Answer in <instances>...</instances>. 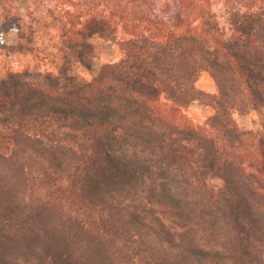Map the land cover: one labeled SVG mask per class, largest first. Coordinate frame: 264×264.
Wrapping results in <instances>:
<instances>
[{"label":"trees","instance_id":"obj_1","mask_svg":"<svg viewBox=\"0 0 264 264\" xmlns=\"http://www.w3.org/2000/svg\"><path fill=\"white\" fill-rule=\"evenodd\" d=\"M138 1L82 0L47 32L55 70L0 75V264H264V134L233 116L264 113V24L227 36L209 0L169 24ZM16 5L0 0V51L38 56ZM92 37L122 56L96 68ZM202 71L207 128L181 117Z\"/></svg>","mask_w":264,"mask_h":264},{"label":"rangeland","instance_id":"obj_2","mask_svg":"<svg viewBox=\"0 0 264 264\" xmlns=\"http://www.w3.org/2000/svg\"><path fill=\"white\" fill-rule=\"evenodd\" d=\"M140 1L143 5L141 7L138 6L139 9L143 10V8H145L144 13L146 14L148 13V9H150L151 13L154 15L161 16L162 14L164 17L161 18L166 22V24H169L172 20H174V17L169 19L168 16L173 15L178 8L182 9V14L190 12V1L188 0ZM134 2L135 5H138L139 3L138 0H134ZM185 3H188V5L185 6ZM88 5L89 4H82V0H18V6H13V11L23 14L25 20H28V13L25 11V8H27V10L32 13V16L37 18L39 21V40L47 41V32L52 36L57 34L53 28L59 25L61 20L65 19L63 17L65 16L67 10L74 11L81 7V10L83 9L86 11L89 8H92L88 7ZM209 7L211 12L216 15V18L219 20L220 25L224 29L225 35L227 36L242 33L253 21L264 24V0H209ZM99 8L105 9L107 7L104 4ZM1 12L2 11L0 9V15ZM0 20L2 21L1 18ZM142 21L143 22L140 26H136L134 21H132L134 24L129 23V25L143 27L146 23L145 20L142 19ZM29 24L28 20L26 25ZM36 24L37 23H34V25ZM137 25L139 24L137 23ZM1 39L7 44H16L18 41L16 27H10L4 30L2 32ZM89 40L95 45L93 53V66L96 68L102 63L118 60L123 54L120 46L115 41L96 37H92ZM46 41L42 44L39 42L36 43V45L40 46L36 51L38 56L29 52H16L6 55L0 51V75H2V73L7 69L23 70L27 68L29 70L40 69L42 71L47 69L55 70V65L49 59L51 56L50 49L52 48L48 45V48L45 47L48 42ZM73 69L86 79H89L94 75L92 70L86 68L80 63H74ZM196 87L204 93V96H201L199 99H196L185 106L182 110L181 117L182 120L190 121L197 127L207 128L208 118L214 113L211 95L217 92V85L209 72L202 71L196 81ZM159 103L162 109L168 107L167 103L163 101H160ZM233 116L239 127L243 129H257L264 134V113L257 110H251L243 114L235 112ZM208 182L215 187L222 185V182L217 178H210Z\"/></svg>","mask_w":264,"mask_h":264}]
</instances>
